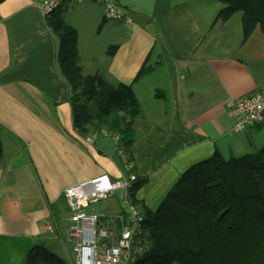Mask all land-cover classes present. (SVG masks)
<instances>
[{"label":"crops","instance_id":"0c3cea01","mask_svg":"<svg viewBox=\"0 0 264 264\" xmlns=\"http://www.w3.org/2000/svg\"><path fill=\"white\" fill-rule=\"evenodd\" d=\"M39 1L0 0V264H24L42 245L62 258L63 189L101 173L122 176L115 140L104 131L81 137L72 126L70 85L48 23L54 13L43 16ZM118 1L125 20H105L92 0L55 12L76 32L81 73L131 85L140 103L131 157L144 181L132 199L154 210L191 164L264 144V115L238 133L226 115L231 100L264 92V34L256 27L243 41L240 12L214 20V0ZM144 64L149 70L134 81ZM104 202L99 211L121 209L115 198ZM43 219L53 234L39 233Z\"/></svg>","mask_w":264,"mask_h":264},{"label":"trees","instance_id":"16d2710c","mask_svg":"<svg viewBox=\"0 0 264 264\" xmlns=\"http://www.w3.org/2000/svg\"><path fill=\"white\" fill-rule=\"evenodd\" d=\"M214 1L221 4L214 20L240 12L243 41L256 27L264 34V0ZM53 13L48 23L58 37L57 63L70 85L76 134L86 137L104 131L115 140V154L120 149L132 161L134 122L142 111L131 85L111 83L96 72L83 75L76 32ZM113 48L107 49L108 55ZM147 70L144 64L134 81ZM143 181L133 182L132 197ZM143 213L147 243L133 264H264V144L227 158L215 152L191 164L157 207ZM24 264L67 262L42 245L28 251Z\"/></svg>","mask_w":264,"mask_h":264},{"label":"built area","instance_id":"2783aa9c","mask_svg":"<svg viewBox=\"0 0 264 264\" xmlns=\"http://www.w3.org/2000/svg\"><path fill=\"white\" fill-rule=\"evenodd\" d=\"M83 1L86 0H40L36 7L43 16H47L64 3ZM92 1L100 4L105 20L128 18L118 0ZM226 115L233 133L260 122L264 115V92H253L231 100ZM116 155L122 171L120 178H110L108 174L101 173L68 185L62 191L69 214L64 241L71 249L70 264H133L146 248L144 213L134 203L130 191L137 179L133 163L120 149ZM114 198L121 205L118 212L106 213L96 209L98 203ZM37 227L40 234L55 232L53 222L46 219L40 220Z\"/></svg>","mask_w":264,"mask_h":264},{"label":"rangeland","instance_id":"374dc122","mask_svg":"<svg viewBox=\"0 0 264 264\" xmlns=\"http://www.w3.org/2000/svg\"><path fill=\"white\" fill-rule=\"evenodd\" d=\"M253 142V141H252ZM251 142V143H252ZM257 141H255V143H256ZM260 147V146H259ZM259 147H257V148H254V147H252V148H245V149H243V150H241V151H239V152H233L234 154H227V152H224L226 155H225V157H230V155H235V156H239V155H241V154H243V153H246V152H251V151H256ZM105 202H100V203H98L97 204V206H95L96 207V209L97 210H105L104 209V207H103V204H104ZM63 251V252H62ZM61 252H60V255L62 256V258L67 262V264H70L71 263V257H72V253H71V250L69 249V247H66V246H64L63 247V250H62Z\"/></svg>","mask_w":264,"mask_h":264}]
</instances>
